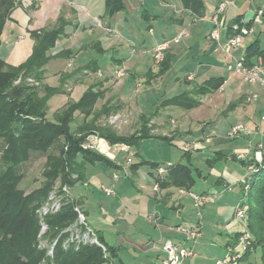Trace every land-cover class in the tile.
<instances>
[{"label":"crops","instance_id":"crops-1","mask_svg":"<svg viewBox=\"0 0 264 264\" xmlns=\"http://www.w3.org/2000/svg\"><path fill=\"white\" fill-rule=\"evenodd\" d=\"M101 1L100 4L95 5L88 3L87 0H12L13 4L9 9L1 35L0 59H4L10 65L19 66L33 53L36 43L33 32L52 29L60 22H65V34L57 41L53 54H59L67 50H71L72 53L69 58L58 57L55 60L52 59L53 61L51 60L47 66L51 62H58L56 74L61 79L65 73H85L84 76L94 75L103 80L105 86L101 88L106 90L105 96L98 100L96 109H100L106 101L113 100L120 107L116 114L120 115L130 107L132 108L130 110L131 123L139 124L133 132L129 133L128 130L119 131L117 129L118 133L122 135L133 134L141 128L144 119L151 115L153 116L149 124L150 126L153 125L151 132L157 136L143 139L140 145L136 147L120 143L111 144L97 134H90L83 145L84 148L97 150L111 159L119 168H111L102 162L87 165L86 177L83 182L81 181L83 186L80 188L79 194L74 193L77 185L72 187V196L82 200L81 207H83L87 218L91 217L89 201L92 198L99 199L95 196L96 191H94L93 185L88 180V168L91 166L90 171L104 173L112 182L108 185L102 180L100 193L103 194V197L97 201L99 211L103 215L104 224L106 223L107 226L112 227L115 224L118 226L119 221L126 222L131 218L132 221L136 222L134 228H137L136 224L140 222L138 216L141 212H144L142 219L140 218L142 223L147 221L146 218H154L151 220L153 226L134 230V236L130 235L129 232L122 233L124 239L122 238L121 241L124 240L125 242L126 240L125 245L122 244L123 242L117 243V241L108 243L109 245L118 247L119 251L126 250L132 258L130 263L158 264L163 263L167 256L164 250L165 241L172 240L174 243H183L195 253L194 256L186 259L182 264H193L194 261L195 264H201L194 259L198 255L195 246L197 247V242L199 243V239L203 236L194 241L183 242L184 239H181L182 232L177 230L180 223L175 221L173 224L171 222L172 216L171 219H166L164 213L159 211L160 206L169 207L171 211L174 210L180 216L179 214H181L184 207L183 200H187V196L191 197L190 191L180 192L177 187H161L158 180H163L167 172L160 174L158 167H166V171H168L171 166L178 163L191 162L194 168L193 174L197 178L196 182L198 179L204 181H207L210 177L213 179L211 187L202 189L198 193L210 195L213 201H217V203L222 200L226 201V198H232L229 201L231 203L235 202L234 206L236 208L243 195L242 181L244 179L241 172L225 165V161L226 163L230 162V158L225 157V152H219L223 151L222 147L225 144L224 129H219L222 127L219 118L225 114V100L219 101L217 97L221 93L224 94V85L228 82V79L225 78V82L218 89L197 97L200 103L192 109L175 105L166 106L163 105V102L184 92L193 94L195 88L204 85L209 80L224 79V70L229 75L233 73L226 69L227 63L238 57L232 56L233 48L225 49V46L231 36V27L240 17H236L228 24L227 17H225L224 28L221 30L218 44L210 36L214 26L211 16L218 5L211 11L205 10L204 16H198L191 9L185 7L182 0H179L178 3L158 0L161 6L165 5L166 8L173 9L171 20L168 21L164 18L161 23L159 22L158 27H155L150 20L152 18L154 22H158L160 15H156L155 12L148 9L146 20H148L149 25L142 35L140 34L142 32V22H136L137 24H135V17L140 16L139 19L141 20L143 17L141 14L142 7L137 5L139 4L138 1L141 0H128L129 4L126 3V8L112 16L106 13L105 2L104 0ZM221 1L223 0H219V3ZM123 11L126 13L122 16ZM144 11H146V7H144ZM132 24H135V28H138L137 31L134 28L131 30ZM110 29L111 32L108 31ZM183 30L187 32V35L179 43L172 42L166 51L172 55L170 69L165 74L157 76L160 66L153 59L154 47L159 42L174 38ZM145 33L152 35L149 43L145 38L147 35ZM136 35H140L142 41L134 38ZM247 37H250L251 42L257 36L254 32ZM242 53V56L238 59L244 58L245 52ZM224 55L229 59L232 57V59L226 62ZM47 66L46 80H48ZM120 70L124 71L126 75H118ZM190 76L192 77L190 78ZM112 78H117L115 84ZM140 80L143 83H139ZM91 85L93 84L82 79L70 87L68 89L70 98H68L66 104L70 101H78ZM232 92L236 93L237 97L227 95V98H232L229 104L234 105L241 98L239 97L241 90L234 89ZM250 95L245 96V101ZM241 104H236V107L230 110V115L238 114L243 109L242 106L245 105L244 101ZM258 106L260 114H263L264 100ZM249 110L250 108H247L245 112L241 113L244 120H246V116L248 117ZM162 111L167 114L164 115ZM76 117L79 121L78 126L83 123L85 116L78 111ZM103 118L105 117L99 119L98 122L101 123ZM246 122L248 131L246 130V136L242 133L240 141L248 144V147H252V151L256 143L264 142V121L261 119L260 126L255 130H251L252 121L250 119ZM170 123H173L172 126H170ZM194 123L199 127H191ZM237 123L244 124L242 121ZM161 125H169V134L166 132L157 133L163 128ZM231 126L227 128V133H229ZM155 131L156 133H154ZM160 136L169 137L171 139L170 142L168 141L170 144L181 147L183 158L180 162L160 161L157 159L158 155L151 152L150 148L156 146V141H166L162 140ZM258 136H260V140L257 142L256 138ZM251 151L246 154L247 158L245 157V159L251 157ZM240 161L244 165L242 168L245 169L246 166V169H248L247 163H244L246 161L243 162L241 159ZM157 162L160 163L159 166H157ZM133 165L138 166L132 168ZM198 170L201 172V176H198ZM114 173L120 174L118 181L113 180ZM156 183H159L158 189L155 188ZM103 186H115L113 198L104 193ZM226 194H234V196L226 197ZM191 198L188 200L192 201ZM143 201L146 204L155 203L153 214L149 211H143ZM165 220L169 221L166 222ZM88 223L96 232H100L106 240L102 229H96L90 222ZM142 223L140 222V224ZM224 229L226 233L220 231L217 233V237L214 238L216 241V243L214 241L216 248L213 251L216 254L214 262L226 255L228 243L235 241L234 235L241 230L240 224L235 219V213L234 219L227 222ZM137 234L139 239L136 238ZM120 260L124 263L122 257ZM248 262H250L249 259Z\"/></svg>","mask_w":264,"mask_h":264},{"label":"trees","instance_id":"trees-1","mask_svg":"<svg viewBox=\"0 0 264 264\" xmlns=\"http://www.w3.org/2000/svg\"><path fill=\"white\" fill-rule=\"evenodd\" d=\"M182 1L184 6L191 9L195 15H205L206 7L202 0ZM104 2L109 16L126 8L124 0H104ZM12 4V0L0 1V43ZM253 21L246 22L245 26L251 28ZM236 22L240 23L241 19L237 18ZM65 27V22H60L52 29L33 32L36 40L33 53L19 66L10 65L4 59H0V141L3 143L0 151V264H104L106 262L113 264L119 256V248L106 243L100 232H97V235L105 250L92 243L65 246L64 241L69 233L66 229L77 221L78 210H81L78 199H66L58 212L45 217L49 226L46 238L51 242L57 240L52 255L41 246L42 240L39 237L41 217L38 210L46 204L54 188L59 187V194H64L63 186L72 188L77 183L83 182L87 165L102 162L111 168H119L97 150L84 148L83 145L90 134H97L111 144L120 143L136 147L143 139L157 137L151 132L153 125H149L153 117L151 115L144 119L140 129L130 135L118 133L111 124L99 123V119L109 118L116 114L120 107L113 100H108L100 109H96L98 100L105 96L106 90L96 89L95 84L91 85L78 101L68 102L55 113L53 120H48L50 99L64 89V81L62 77V87H51L43 82L46 79L45 70L52 59L69 58L72 53L71 50H67L53 54L57 41L65 34ZM235 33L238 31H234L231 27V35ZM243 59L247 66L255 65L259 59L264 64V44L260 35L249 42ZM171 61L172 55L166 52L156 75L165 74L170 69ZM93 69L95 70L94 67ZM19 78L21 80L17 83ZM27 78L35 79L38 85L26 82ZM224 82L225 78L218 81L209 80L195 88L193 94L191 92L177 94L164 100L163 105L192 109L200 103L197 97L218 89ZM235 105L236 103L230 110L235 108ZM78 111L85 116V119L75 130H72L71 125ZM160 138L171 141L167 136ZM61 139L63 142L60 145ZM54 145H58V151L50 152ZM254 151L255 148L252 149L249 159H241L243 162L246 161L244 163H247L249 168L247 175V184L250 185L249 208L245 222L253 236L254 249L262 247L264 264V156L263 161L258 162L254 157ZM36 153L46 155L43 176L47 180L31 193H27L21 187L24 179L23 166ZM233 158L239 159L238 156ZM159 165L160 163L157 162V166ZM137 166L133 165L132 168ZM193 171L191 162L178 163L171 166L166 177L158 182L164 188L177 187L191 192L197 179ZM197 174L201 176L199 170ZM58 182L59 186H57ZM82 211L85 213L83 209ZM238 236L239 233L234 235L235 241L232 244L236 243ZM251 253L246 254L245 261H248Z\"/></svg>","mask_w":264,"mask_h":264},{"label":"rangeland","instance_id":"rangeland-1","mask_svg":"<svg viewBox=\"0 0 264 264\" xmlns=\"http://www.w3.org/2000/svg\"><path fill=\"white\" fill-rule=\"evenodd\" d=\"M88 3L90 4H100L102 1L101 0H87ZM125 3L129 4L128 0H124ZM170 3H178L179 0H167ZM203 3L205 4L206 10L207 11H211L212 9H214L218 3L219 0H202ZM228 2V6L226 8L225 11V17H227V24L231 23L236 17H240L241 22L237 23L235 22L234 26L236 27V25L239 24L240 27L244 26L245 23L244 22H250L253 21L256 14L258 13V11L261 9L263 11V14H261L260 16V22H256L253 21L252 23V27L253 30L255 32V35H260V38L262 40V43L264 44V0H224ZM96 2V3H95ZM139 4H137L138 6L142 7V20L139 19L140 16L135 17V24L137 23H141L142 22V32H140V34H144L145 29L147 28V26L149 25L148 20H146V17L148 16V12L147 10L150 9L152 12H155L156 15H160L158 22H154L151 18L150 22L152 25H154L155 27H158L159 22H162V19L166 18L168 21L171 20L172 17V10L173 9H168L165 7V5L161 6L158 2V0H141L138 1ZM183 2V1H182ZM144 5V6H143ZM98 7V6H97ZM144 7H146V11H144ZM149 7V8H148ZM162 11V12H161ZM161 12V13H160ZM126 12L123 11L122 12V16L125 14ZM145 16V18H144ZM166 21V20H165ZM137 22V23H136ZM164 22V21H163ZM167 22V21H166ZM135 24H132V29H135V31L138 30V28H135ZM153 26V27H154ZM247 27V26H245ZM249 28V27H247ZM133 32V31H131ZM130 32V33H131ZM147 34L145 36V38L148 40V43L150 41V39L152 38V35L150 33H145ZM140 36V35H139ZM139 36H134V38H136L139 41H142V37L140 38ZM250 42V37H246L244 39V42H242L241 44H239L238 46H234L232 47L233 52H232V56L234 55V57H241L242 56V52L246 50L247 45ZM56 54V53H55ZM54 54V55H55ZM231 56V55H230ZM224 58L226 60V62L232 59H229L226 55H224ZM55 60V59H53ZM52 60V61H53ZM57 67H58V62H51L47 68V78L48 80H44L43 82L48 83L51 87L57 88V87H62V80L61 77L59 75H57ZM226 67V66H225ZM227 69V68H226ZM122 70L118 71V75L119 72H121ZM46 73V70H45ZM85 73H65L63 75V81H64V85L63 88L60 92L56 93L51 99H50V103H49V108H48V113H47V118L48 120H53L55 113L60 110L62 107H64V105L66 104L68 98H70V91L68 90L70 87H72L74 84L78 83V81L84 79L87 80L90 84H95V88H101L105 86V83L103 80L98 79V77L93 76H84ZM126 75V74H125ZM82 78V79H81ZM224 78L228 79V82L225 83L224 85V89L225 92L224 94H219L217 97V100L221 101L222 99L225 100V114L220 118H219V123L222 127H220L219 129H224V147L222 152H225V157H229L230 162L225 161V165L234 168L235 171L237 172H241L243 179H245L247 177V172L249 171L248 169H243L242 167H244V165L242 164V162L239 159H235L233 157H237L239 154H248L251 151L252 147H248V144L242 143L240 141V139L242 138L241 136L236 137V138H232L229 133H227V128L229 126H231L232 124L234 125V123L237 122H244L245 127L247 126V120L250 119L252 121V125H251V130H255L258 128V126H260L261 124V115L260 114V109H259V103L261 101L264 100V85H261L259 83H249L246 82L244 80V78L242 77V75L233 72L231 75H229V73L224 70ZM114 84L116 83V79L112 78ZM198 81V79H197ZM26 82L30 83V84H35L38 85V81H36L35 79H33V81H29V79L26 80ZM141 82V80L139 81V83ZM40 83V82H39ZM143 83V82H141ZM102 89V88H101ZM234 89H240L241 90V94L239 97H241L236 104H241L244 101V106L243 109L238 113V114H233L230 115V108L233 106V104H229V101L232 100L227 98L228 96L231 97L233 95V97H237L232 91H234ZM258 93L260 98L257 101H248L246 99L245 101V96L246 95H250L251 93ZM234 93V94H233ZM73 95V94H72ZM228 95V96H227ZM100 102V101H99ZM242 105V104H241ZM246 106V107H245ZM247 108H250L249 112H248V117L246 116V120L243 119V116L241 113L245 112V110ZM132 108H127L125 109V112L120 114V118L122 119V126L121 128L115 127L113 124L110 123L109 118H103V121L101 120V124H111L113 127H115L116 129L120 130H128L127 132H133L136 127L139 125L138 123H131V118L132 115L131 110ZM180 109V108H178ZM162 113L165 115L167 113H165V111H162ZM115 115V114H113ZM172 115V114H171ZM112 116V115H111ZM242 119V120H241ZM123 120H126V122H124ZM76 122L75 125L72 123L71 128L72 130H74V128H76L77 124H78V118L76 117ZM131 123V124H130ZM173 123H170V126H172ZM232 125V126H233ZM163 126V128H161L159 130V132L162 134V132H166L169 134V125H161ZM231 126V127H232ZM191 127L193 128H197L199 127L196 123H194ZM230 127V128H231ZM230 130V129H229ZM246 130L248 131V128L246 127ZM247 131H244V135L245 133H247ZM156 133V131L154 132ZM227 133V134H226ZM246 136V135H245ZM255 137V136H254ZM238 140V141H237ZM260 140V136H258L256 138V141L258 142ZM264 141V139H263ZM63 142V140H60V145ZM260 143V142H259ZM263 147H264V142H261ZM258 143H256L255 145L257 146ZM3 143L2 141H0V151L2 149ZM58 145H54L52 147V149H50V152H57ZM209 146V145H208ZM255 146V147H256ZM150 150H152L151 152H155L158 155V158L160 161H173L174 163L180 162L182 157V149L181 147H179V145L174 146L173 144H170L168 141H156V146L155 147H151ZM220 152V151H219ZM35 156L32 157V159L30 161H28L27 163L24 164L23 166V172H24V179L21 182V187L27 192V193H31L33 190L37 189L42 183H45L47 179H45V177L43 176V170H44V164L46 161V155H42V154H34ZM247 158V155H246ZM227 160V159H226ZM91 166H89L88 168V180L91 182V184L94 187V191H96L95 196H97L99 199L95 200L94 198L90 199V210H91V217L87 218V222H90L96 229H102L104 231L105 234V242L106 243H111L113 241H117V243H122L125 245L124 240L121 241V239L124 237V235L122 233H128L132 236L135 235L134 230H139L140 228H149L151 226H153L151 221L152 219L146 218V222L141 221L142 217H143V213L141 212V217L140 215L138 216L140 222L142 224H140V222H138L136 224L137 228H134L135 223L134 221L130 219H128L126 222L123 221H119L118 226L117 224H115V226H107L106 223L104 224L103 221V215L101 214V212L99 211V203L97 202L98 200H100L103 197V194H101V182L102 180L105 181L108 185L112 184V182H110V179L107 178L105 176L104 173H97L94 172V170L90 171ZM248 168V167H247ZM105 176V177H104ZM102 177H104L102 179ZM213 179L208 178L207 181H204L203 179H198L196 182V185L193 188V191L195 192H200V190L202 189H208L209 187H211V185L213 184ZM83 183H78L76 184V192H74L75 194H79V190L80 188L83 186ZM60 183H57V186H59ZM70 188V187H69ZM113 188L115 189V186H113ZM53 190L57 191L58 193V199L61 200L62 206L65 203L66 199H78L80 201V203H82V200L79 198H75L72 196V189L70 188L69 192H65L64 194H59V187H57L56 189L54 188ZM52 190V191H53ZM51 191V192H52ZM104 191V190H103ZM50 192V193H51ZM123 193V192H121ZM226 197L230 196H234V194H226ZM243 196V195H242ZM49 197V196H48ZM114 196L112 195L113 198ZM191 197L187 196V200H183V204L184 207L181 211V214H179L180 216H178L176 214V212H174V210L171 211V208L169 207H163L160 206L159 211L160 213H164V215L166 216V219H171L172 216V223L174 224L175 221H178V223H180L181 227H195L197 230L201 231L202 233V238L199 239V243L197 242V247L196 251L198 253V255L195 257L194 260H196V262H199L201 264H214L215 262V257L216 254L213 253V251H215V243L216 241L214 240V238H216L217 233H219L220 231L222 233H226L225 232V224L227 222H229L230 220L232 221L234 219V213H235V202H230L229 200H232V198H226V201H220L217 203V201H213V199H209L206 204L203 207L197 208L194 206V204L192 203V201L188 200ZM120 199V198H119ZM123 199V198H122ZM192 199V198H191ZM155 203H147L145 201L142 202V209L143 211H149L151 212V214H153L155 211L153 210L155 205ZM79 209H83V207H79ZM173 209V208H172ZM199 212L201 214H199ZM149 214V215H151ZM148 215V216H149ZM101 216V218L98 219V217ZM178 217V219L176 220V218ZM141 218V219H140ZM106 221V220H105ZM166 222H168L169 220H165ZM179 225V226H180ZM88 226L90 228H92L94 230V232L97 235L96 230L88 223ZM78 229V230H77ZM81 229V228H80ZM78 226H75V222L68 227V229H66L67 231H69L67 238L64 241V244L68 241H70L69 239L72 236L73 232H81L82 230H80ZM83 230H85L86 228H82ZM49 230V228H48ZM127 230V231H126ZM117 231H119L117 233ZM83 232V231H82ZM81 232V233H82ZM47 234V233H46ZM183 236H181V239H184L183 237L186 235L185 233L182 232ZM98 237V235H97ZM179 237V236H177ZM136 238L139 239V235H136ZM124 239V238H123ZM215 241V243H214ZM54 241H50L48 240V238H46L45 235V240L43 242L44 248L47 249V252L49 251V249H51L52 244ZM71 242V241H70ZM234 244V243H233ZM76 245V244H74ZM229 245H232V242L228 243L227 247ZM253 246L255 247V245L253 244ZM132 252V251H131ZM252 253L250 254V258L249 261L252 264H263V260H262V247L259 246L256 249H254L253 251H251ZM121 257L124 259V263L121 262ZM130 261L132 262V258L130 257V254H128L126 252V250L122 249V251H119V256L113 261V264H133L130 263ZM161 262V261H159ZM195 262V261H194ZM193 262V264H195ZM104 264H109L108 262L104 263ZM158 264H163V263H158Z\"/></svg>","mask_w":264,"mask_h":264},{"label":"built area","instance_id":"built-area-1","mask_svg":"<svg viewBox=\"0 0 264 264\" xmlns=\"http://www.w3.org/2000/svg\"><path fill=\"white\" fill-rule=\"evenodd\" d=\"M228 6L227 1H221L216 9L214 10V14L211 16V19L214 23L213 29L211 31V39L219 44L221 30L224 28L225 24V11ZM263 14V11L260 9L258 13L256 14L254 21L260 22V16ZM201 19V18H200ZM203 19V18H202ZM234 31H238V33H235L231 35L228 38L227 44L225 46V49H231L234 46H238L242 42H244V39L247 36H250L254 33L253 27L247 28L244 26L240 27L239 24L233 26ZM111 32V29L108 30ZM113 32V30H112ZM187 35V32L185 30L181 31L178 35H176L174 38L165 40L162 42H159L156 44L153 50V59L156 64H160L166 55V51L170 44L172 42L179 43L183 37ZM227 69L229 72H236L244 78L246 82L249 83H259L261 85H264V64L262 63V60L259 59V61L253 65V66H247L244 62L243 58H234L231 62L227 63ZM120 76H124L125 72L121 71L119 72ZM192 76H190L191 78ZM29 81H33V78H27ZM21 78H19L16 82H20ZM259 98L258 93H253L248 97V101H256ZM119 114H115L110 116L109 120L110 123L113 124L115 127L121 128L122 126V119L119 117ZM261 119L264 121V113L261 115ZM126 122V120H123ZM246 131V127L243 123H237L234 124L230 130L229 135L232 138H236L242 135V133ZM264 156V147L262 143H258L255 147L254 151V157L258 162L263 161ZM246 155L239 154V159H244ZM250 168H253V166H250ZM249 169V168H248ZM158 172L160 174H165L166 167L159 166ZM120 179L119 173L113 174V180L118 181ZM243 182V196L238 201L236 208H235V219L241 226V230L239 232L238 239L235 244L229 245L227 247L226 255L222 258H219L216 260L215 264H250L248 261H245V256L248 252H251L254 250L253 246V236L251 232L249 231L247 225H246V216L248 213V199H249V191H250V185L247 184V177L242 181ZM231 187V186H230ZM155 188H159V183L155 184ZM56 189V188H55ZM63 190L65 192H69L70 188L68 186H63ZM104 193L107 196H112L115 194V189L113 186H103ZM180 192H186L184 189H180ZM190 195L192 197V201L195 207L200 208L203 207L206 202L211 199L210 195H205L201 193H196L194 191L190 192ZM62 207L61 200L58 199V193L57 191L53 190L48 197V200L46 204H44L39 210L38 213L41 217V228L39 232V237L42 240L41 246L44 247L43 242L45 240V235L48 232V224L45 221V217L48 214L56 213L58 212ZM78 210V209H77ZM79 217L77 221L75 222V226H78L81 232H73L70 241L65 243V246L70 244H85V243H92L97 244L104 248L105 246L99 241V238L97 237L96 233L92 228L88 226V222L86 219V215L82 210H78ZM199 214H201L199 212ZM82 228H86L83 230ZM78 230V229H77ZM178 231L185 233V238L183 242H189L194 241L202 236L201 231L197 230L194 226L193 227H181L178 226ZM57 240H55L52 244L51 249H49L48 254L52 255L54 252V247ZM164 250L167 253L166 258L164 259V264H182L186 259L192 257L195 255L194 251L190 249L188 246L184 245L183 243H174L172 240H166L164 243Z\"/></svg>","mask_w":264,"mask_h":264}]
</instances>
